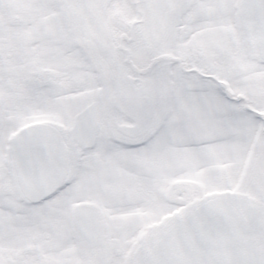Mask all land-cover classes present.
Listing matches in <instances>:
<instances>
[{
    "label": "snow or ice",
    "instance_id": "obj_1",
    "mask_svg": "<svg viewBox=\"0 0 264 264\" xmlns=\"http://www.w3.org/2000/svg\"><path fill=\"white\" fill-rule=\"evenodd\" d=\"M0 264H264V0H0Z\"/></svg>",
    "mask_w": 264,
    "mask_h": 264
}]
</instances>
